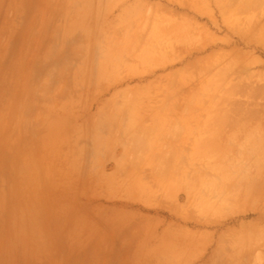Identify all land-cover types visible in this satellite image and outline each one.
<instances>
[{
    "label": "crops",
    "instance_id": "obj_1",
    "mask_svg": "<svg viewBox=\"0 0 264 264\" xmlns=\"http://www.w3.org/2000/svg\"><path fill=\"white\" fill-rule=\"evenodd\" d=\"M88 2L68 78L104 98L60 105L0 153V264H251L245 220L223 221L264 203L261 179L214 169L227 140H213L205 105L180 99L197 95L182 80L207 81L221 60L212 3ZM137 94L173 102H116Z\"/></svg>",
    "mask_w": 264,
    "mask_h": 264
},
{
    "label": "rangeland",
    "instance_id": "obj_2",
    "mask_svg": "<svg viewBox=\"0 0 264 264\" xmlns=\"http://www.w3.org/2000/svg\"><path fill=\"white\" fill-rule=\"evenodd\" d=\"M210 2L215 14L207 22L222 37L213 44L222 47L221 60L212 65L207 81L182 80L181 86L194 87L197 95L180 99L205 105L204 118L213 123V140L221 136L227 140L223 150L228 151L229 159L213 160L212 167L227 168L229 179L247 177L237 173L253 174L251 178L261 179L253 182V191L264 194V0ZM91 7L88 0H4L0 14V153L6 148L18 149L19 138L44 125L60 105H87L104 98L77 95L78 88L83 92L94 81L68 78ZM108 8L110 4L101 1L100 10ZM154 86L160 85L149 87ZM116 99L173 102L172 97L162 95H121ZM216 179L213 177L214 182ZM262 204L236 209L235 215L223 221L245 220L240 221L239 229L244 234L242 247L259 255L251 264H264ZM249 216L254 218L247 220ZM223 222L219 227H224Z\"/></svg>",
    "mask_w": 264,
    "mask_h": 264
},
{
    "label": "bare ground",
    "instance_id": "obj_3",
    "mask_svg": "<svg viewBox=\"0 0 264 264\" xmlns=\"http://www.w3.org/2000/svg\"><path fill=\"white\" fill-rule=\"evenodd\" d=\"M156 192H157V191H156ZM8 193H9V192H8ZM9 195H10V194H9ZM11 195H12V197L14 196L13 193H12ZM11 195H10V196H11ZM156 195H157V194H156ZM12 199H13V198H12Z\"/></svg>",
    "mask_w": 264,
    "mask_h": 264
}]
</instances>
